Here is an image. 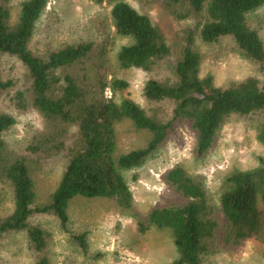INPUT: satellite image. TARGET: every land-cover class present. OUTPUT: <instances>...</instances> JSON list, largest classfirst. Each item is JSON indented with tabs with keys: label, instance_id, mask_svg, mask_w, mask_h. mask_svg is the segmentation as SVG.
Segmentation results:
<instances>
[{
	"label": "trees",
	"instance_id": "16d2710c",
	"mask_svg": "<svg viewBox=\"0 0 264 264\" xmlns=\"http://www.w3.org/2000/svg\"><path fill=\"white\" fill-rule=\"evenodd\" d=\"M94 1L110 6L115 33L131 40L118 53L120 68L152 73L174 59L170 75L151 76L142 88L149 106L170 104V112L163 117L154 114L131 97L127 80L109 76L110 67L103 61L111 35L108 25L101 44L77 42L39 55L32 41L49 0H0V56L16 58L28 70L31 85L17 96L27 103L24 107L29 104L38 112L45 125L34 143L20 152L6 139L17 116L0 112V183L9 184L14 197L12 212L0 215V243L8 233L25 232L34 264H53L50 238L33 221L35 215L56 217L63 233L88 252L87 233L71 228V202L77 197L107 198L120 210H131L134 196L124 171L141 166L178 123L186 122L196 133L200 156L211 150L224 125L238 116L258 120L257 137L264 145V38L248 18L264 6V0H164L171 14L191 20L178 51L161 26L127 0ZM15 4L20 8L17 17ZM226 38L258 64L262 78L250 76L218 86L212 74H201L197 40L216 44ZM12 86L13 79L0 73V92ZM108 89L114 96H107ZM124 120L147 131L150 138L144 147L118 156L117 125ZM56 155L64 158L66 167L49 202L40 205L33 159ZM165 181L182 202L154 207L140 225L143 232L151 226L171 231L177 249L174 264H218V255L247 240L264 243V157L257 167L226 176L219 204L210 200L204 181L182 166L168 171Z\"/></svg>",
	"mask_w": 264,
	"mask_h": 264
},
{
	"label": "rangeland",
	"instance_id": "374dc122",
	"mask_svg": "<svg viewBox=\"0 0 264 264\" xmlns=\"http://www.w3.org/2000/svg\"><path fill=\"white\" fill-rule=\"evenodd\" d=\"M140 12L147 14L160 25L175 50L179 40L188 29L191 20L177 18L164 0H127ZM15 4L14 16L19 13ZM249 23L264 38V6L249 15ZM110 28L108 52L103 61L108 62L110 77H118L130 83L128 92L142 105L150 107L154 114L166 116L170 104L149 106L142 95L145 81L151 76L170 75L175 66L173 58L159 64L152 73L141 69H122L118 65V53L123 45L131 43L126 37L115 33L110 18V6L97 4L94 0H49L46 12L37 24L32 49L39 55L77 42L105 40L106 26ZM201 55V74H212L218 86L243 80L250 76L263 77L257 63L245 58L231 39L216 44L197 40ZM95 52V50L93 51ZM93 62L90 59V64ZM0 73L13 79L8 91L0 92V112L13 113L17 123L8 131L7 142L11 148L25 150L44 128L38 112L17 96L31 85L29 72L16 58L0 56ZM30 95V93H29ZM107 96H114L107 90ZM26 98L29 97L27 94ZM120 98V96L118 95ZM20 103V105H19ZM25 104V105H23ZM148 105V106H147ZM257 121L253 116L233 117L222 128L211 150L205 155L196 151V133L180 122L165 142L141 166L125 170L124 175L133 192L131 210L122 211L112 199L83 197L70 204L71 228L78 233H87L88 252L63 233L56 217L50 214L35 215L33 221L47 231L49 254L53 264H174L177 249L169 229L151 226L141 230L148 213L156 206L182 202L181 196L165 181V175L175 166L184 167L194 177L205 183L210 200L219 204L225 188V178L235 170L255 168L264 157V145L258 140ZM117 155L144 147L149 141L147 131L134 127L130 120L117 125ZM33 176L36 178L38 204L49 202L66 167L61 156H46L33 159ZM14 197L9 184L0 183V215L10 214ZM218 264H264V243L254 239L216 257ZM36 261L25 232H11L0 243V264H34Z\"/></svg>",
	"mask_w": 264,
	"mask_h": 264
}]
</instances>
